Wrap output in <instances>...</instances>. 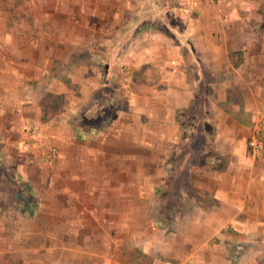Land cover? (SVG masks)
<instances>
[{"label":"crops","instance_id":"obj_1","mask_svg":"<svg viewBox=\"0 0 264 264\" xmlns=\"http://www.w3.org/2000/svg\"><path fill=\"white\" fill-rule=\"evenodd\" d=\"M161 2L0 0V117L58 150L54 165L18 167L38 199L16 214L21 264H130L132 247L151 264H264V156L247 147L264 111V19L232 2L196 17ZM234 11L242 20L220 24ZM46 92L67 104L42 123ZM177 170L209 205L162 215L155 197Z\"/></svg>","mask_w":264,"mask_h":264},{"label":"rangeland","instance_id":"obj_2","mask_svg":"<svg viewBox=\"0 0 264 264\" xmlns=\"http://www.w3.org/2000/svg\"><path fill=\"white\" fill-rule=\"evenodd\" d=\"M154 2L164 6L161 0ZM230 2L232 5L227 6L228 8L241 9L239 7L244 5L250 11L247 14H250L251 18L264 19V0H231ZM241 14L234 11L235 16L230 17V14L225 12L220 24L226 26L230 20H242V17H239ZM172 19L171 28L181 34L183 30L180 28L181 21L175 16ZM14 117L13 114L9 119L6 115L0 117V264H21V215L16 214H19L21 203L24 201L26 204L28 200L27 190L19 176L18 167L21 163L30 162L31 158L20 147V136L24 127ZM188 150L192 151L191 142L181 146L179 155L174 160L176 167ZM181 166L183 167L182 164ZM181 171L177 170L172 177L167 178L170 184L168 187L163 185L158 189L159 193L155 199L157 209L162 215H177L176 213L191 211L196 205L195 201L209 205L208 198L193 197V190L186 180V173ZM29 200L31 201V198Z\"/></svg>","mask_w":264,"mask_h":264},{"label":"built area","instance_id":"obj_3","mask_svg":"<svg viewBox=\"0 0 264 264\" xmlns=\"http://www.w3.org/2000/svg\"><path fill=\"white\" fill-rule=\"evenodd\" d=\"M231 0H166V2L178 12L196 17L199 15L204 6L217 9L219 6L230 3ZM222 15L218 19H222ZM129 71L126 70L123 76L125 88H129ZM264 111L259 109L256 112L254 126L251 135L247 140V147L251 156L255 158L264 156ZM20 147L29 154L32 161L54 165L58 159V150L52 145L48 136L36 126H25L20 136Z\"/></svg>","mask_w":264,"mask_h":264},{"label":"trees","instance_id":"obj_4","mask_svg":"<svg viewBox=\"0 0 264 264\" xmlns=\"http://www.w3.org/2000/svg\"><path fill=\"white\" fill-rule=\"evenodd\" d=\"M242 52L241 51H232L229 53V58L231 60V63L233 66H238L242 62ZM137 81L134 80V78L130 82V89L131 91L135 92L137 90ZM67 104V101L65 99V96L63 94H56L52 92H46L44 93L42 99H41V122L45 123L53 116L59 114L65 109V106ZM113 115L110 116L111 120ZM105 123H102L99 125L97 130L101 129ZM263 144H264V138H263ZM257 159V158H255ZM20 178V177H19ZM25 184V183H24ZM25 188L29 191L28 197L31 198V202L29 205L25 207L26 215L27 217L32 216L33 212L36 210L38 206V199L34 192L30 189L29 185L26 183ZM21 210V208H19ZM126 259L129 261L130 264H151L152 258L143 253L141 250H139L136 247L129 248L123 252Z\"/></svg>","mask_w":264,"mask_h":264}]
</instances>
